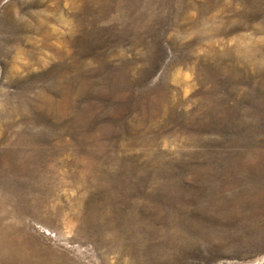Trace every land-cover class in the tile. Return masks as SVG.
Instances as JSON below:
<instances>
[{"label":"rangeland","instance_id":"374dc122","mask_svg":"<svg viewBox=\"0 0 264 264\" xmlns=\"http://www.w3.org/2000/svg\"><path fill=\"white\" fill-rule=\"evenodd\" d=\"M29 260L264 264V0H0V264Z\"/></svg>","mask_w":264,"mask_h":264},{"label":"bare ground","instance_id":"6f19581e","mask_svg":"<svg viewBox=\"0 0 264 264\" xmlns=\"http://www.w3.org/2000/svg\"><path fill=\"white\" fill-rule=\"evenodd\" d=\"M21 233V232H20ZM22 234V233H21ZM24 235V234H23ZM25 236V235H24ZM9 260H11V261H13L14 259H9ZM30 262H29V264H33L34 262L32 261V260H29Z\"/></svg>","mask_w":264,"mask_h":264}]
</instances>
